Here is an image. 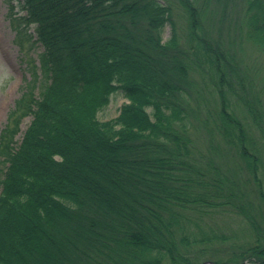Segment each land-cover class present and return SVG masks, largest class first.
Segmentation results:
<instances>
[{"label": "trees", "instance_id": "1", "mask_svg": "<svg viewBox=\"0 0 264 264\" xmlns=\"http://www.w3.org/2000/svg\"><path fill=\"white\" fill-rule=\"evenodd\" d=\"M5 3L0 264H264V0Z\"/></svg>", "mask_w": 264, "mask_h": 264}, {"label": "rangeland", "instance_id": "2", "mask_svg": "<svg viewBox=\"0 0 264 264\" xmlns=\"http://www.w3.org/2000/svg\"><path fill=\"white\" fill-rule=\"evenodd\" d=\"M8 12L5 0H0V130L7 121L8 112L14 107L15 100L21 94V86L24 78L30 76L28 59L26 57L38 58L41 47H36L30 55L24 56L14 42L15 32L12 31L9 20L6 18ZM171 34V26L168 24L164 31V39ZM246 61L256 72L258 84L264 86V53L247 48ZM128 102L122 90H118L111 96L107 107L98 113L102 121L116 117L123 103ZM31 116H27L21 123L24 130L30 123ZM21 138V133L17 136Z\"/></svg>", "mask_w": 264, "mask_h": 264}, {"label": "water", "instance_id": "3", "mask_svg": "<svg viewBox=\"0 0 264 264\" xmlns=\"http://www.w3.org/2000/svg\"><path fill=\"white\" fill-rule=\"evenodd\" d=\"M201 264H216V263L214 261L207 260V261L202 262ZM238 264H260V263L249 262L248 260H244Z\"/></svg>", "mask_w": 264, "mask_h": 264}]
</instances>
